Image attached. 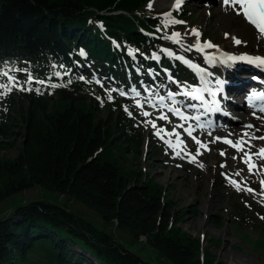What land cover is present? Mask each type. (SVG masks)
Here are the masks:
<instances>
[{
    "label": "trees",
    "instance_id": "trees-1",
    "mask_svg": "<svg viewBox=\"0 0 264 264\" xmlns=\"http://www.w3.org/2000/svg\"><path fill=\"white\" fill-rule=\"evenodd\" d=\"M149 2L0 0V71L20 84L5 94L0 138L12 133L14 97L26 112L15 133L17 154L0 157V203L39 186L82 204L122 234L144 238L173 264H223L179 226L183 212L174 210L164 186L132 167L146 130L125 98L109 99L113 87L137 85L136 69L167 68L194 80L162 51V36L190 12L165 16L142 8ZM29 74L34 80L25 83ZM0 264L153 263L66 207L34 200L0 217Z\"/></svg>",
    "mask_w": 264,
    "mask_h": 264
},
{
    "label": "rangeland",
    "instance_id": "rangeland-1",
    "mask_svg": "<svg viewBox=\"0 0 264 264\" xmlns=\"http://www.w3.org/2000/svg\"><path fill=\"white\" fill-rule=\"evenodd\" d=\"M160 1L151 0V8L148 7L150 2L142 8L161 15L172 9L180 8L190 12L188 17L178 20L183 21V23H172L170 34L162 36L163 49H168L173 55L180 52L188 55L203 68L205 64L202 58L206 50L209 52V50L214 51L223 48L222 51L224 52L226 49H233V54L236 55L239 52L249 56H255L256 53L264 55L262 46L264 37L259 36L258 30L247 22L242 15H237L230 6L227 7L228 11H225L217 7V0H183L178 8H174L175 0H163V4L159 6ZM221 3L224 5L223 2ZM192 29L198 30V38L191 34ZM234 29L244 32L246 36L235 32ZM173 32L180 33L179 42L169 39ZM226 33L228 34L227 37ZM239 34L242 38L240 43H236V40L239 39L233 38L234 35L238 36ZM196 39L201 42L202 51L189 47L197 42ZM205 41L211 42L217 47L204 48L203 42ZM163 52L168 59H175L168 52ZM182 67L187 70L186 67ZM86 68L90 70L89 66ZM215 69L219 72L220 65H217ZM210 70L209 68V72ZM187 71L189 72V70ZM135 73L137 85L134 84L128 88L117 85L113 87L114 91L110 93L112 98L123 97L126 99L131 112L137 117L140 116L142 128L146 130L143 151L137 159L132 160V167L140 171L141 174L155 178L164 186L165 195L172 200L174 210L178 211L179 214L183 212V219L179 226L188 235L199 238L201 246L210 252L215 259L223 262V264H264V188L261 186V181H264V158L256 154L262 146L260 144L255 146L243 137L246 141L243 151H237L229 144L216 140V137H221L220 133L216 132L213 136H208L210 131H218L217 128L204 127L199 129L196 127L192 136L207 145V149L200 148V154L196 155L195 161H192L186 153L195 155L198 145L184 129L188 127L189 122L193 124V121L173 119L169 109L176 105L195 104V101L184 95H176L173 99L168 97L169 92H181L182 86H188L186 89L191 90L192 80L181 78L177 80L172 77L173 75L167 68L157 70L154 67H148L141 70L136 69ZM94 76L96 75L94 74ZM193 78L195 79L194 76ZM2 83L7 82L5 79H0V84ZM138 86L140 88L144 86L145 94L138 90ZM19 87H15L14 92L18 91ZM132 89H135V92ZM120 90H123L126 95L121 96ZM0 93L6 94L7 92L5 89H0ZM5 94H0V112H2L1 107L6 100ZM221 95L223 96V94L219 96L222 97ZM237 96H239L237 93L232 95V100L236 104H241L243 100ZM160 97H163V102H161ZM137 101L142 107L137 106ZM12 103L13 101L9 106L8 113L12 133L9 138H0L6 145L0 147V157L7 159H11L17 154L19 141L15 139L17 137L15 133L22 132L23 118L26 113L25 105L23 108H18L20 103L18 97H14V104ZM219 106L226 109L230 117L240 120L245 129H248L246 125L253 124L254 114L249 115L248 119L246 117L242 119L243 113L238 109L239 107L225 104ZM240 108L243 109L242 105ZM145 111L150 115H142V112ZM161 113L167 116L166 120L159 119ZM150 121L155 122L157 128H164L166 132H171L173 127L181 125V122L187 123L183 127H176V132L179 134L180 140L183 141V145L176 148L169 147L164 141L170 140L173 145H176L177 137L165 135L164 139H161L155 134L156 129L152 127ZM240 132L242 135L247 133L244 129H241ZM250 135L257 137L254 134ZM241 136H232L230 140L235 142ZM225 137L227 135L222 138ZM176 151H180V155H176ZM222 151L225 155H221ZM244 152L251 155L250 163L254 164L251 172H249L248 164L241 159ZM128 157L131 159L130 156ZM237 172L239 175H235ZM226 176L235 179L242 190L238 191L235 186L229 183ZM244 189H251L252 191ZM34 200H45L66 207L70 212L88 221L93 227L105 229L111 233L116 242L139 255L145 261L153 264H173L147 246L144 238L122 234L115 228L114 224L108 225L101 216L82 204L57 192L45 191L39 186L19 192L2 201L0 203V217L4 216L15 205Z\"/></svg>",
    "mask_w": 264,
    "mask_h": 264
},
{
    "label": "bare ground",
    "instance_id": "bare-ground-1",
    "mask_svg": "<svg viewBox=\"0 0 264 264\" xmlns=\"http://www.w3.org/2000/svg\"><path fill=\"white\" fill-rule=\"evenodd\" d=\"M163 0L159 2V6H161ZM221 2L223 0H217V7H219L222 10H227V5H223ZM255 27V26H254ZM235 32L241 33L246 36L244 32H241L239 30L234 29ZM233 32V33H235ZM259 36H262L260 32L258 31ZM235 39H239L241 41L240 34L234 35ZM197 41V39H196ZM214 45V44H213ZM264 48V43L262 44ZM223 48H218L216 50H206L203 54V63L205 64V67L203 68V71L200 75L197 76L198 83L196 85H191L190 87L194 86L198 89V95H201L204 97V102L202 103L199 100H195L198 103H202L203 106L200 108V113L203 118V123L205 124V127L208 128H217L218 131H210L208 136H213L214 133L218 132L220 133L221 137H224V135H227V139H230V137H240L241 129H244L247 131L248 135H244V139L251 141L255 146L256 144H260L262 148H264V139H259V137H264V114L260 112L262 108L261 104H255L258 107V111H254L253 113L249 110V105L251 102L245 101L241 104H236L232 100V95H236V93L244 94L249 93L252 89L255 90H262L264 91V83L259 81L261 72L259 71L258 67H252L248 65L244 60L239 59H215L213 57V53H219L223 54L222 51ZM233 49L225 50L226 55H232ZM246 53H240V56H245ZM259 53L254 54L255 56ZM205 57H208V60L206 61ZM217 65H220V71L218 72L215 67ZM264 68V66H261ZM209 68L211 69L209 72ZM253 77H256V79H253ZM217 81L220 83L218 84ZM206 89H212V91L215 92V97L209 94ZM220 94H227L226 98L220 97ZM238 94V95H239ZM242 100L240 96H237ZM244 97V96H243ZM215 99L219 102V105H232L239 107L240 111L243 113L242 119H248L249 115L257 114L256 118L253 120V124L251 128L245 129L244 125L240 123L241 121L230 117V116H222L218 113V111H208V108L211 107V101ZM236 102V99H235ZM242 105V108L240 106ZM237 114H239L236 111ZM241 115V114H240ZM222 128H221V127ZM247 126V125H246ZM254 134L257 137L253 140V138H250L251 135ZM232 135V136H230Z\"/></svg>",
    "mask_w": 264,
    "mask_h": 264
},
{
    "label": "snow or ice",
    "instance_id": "snow-or-ice-1",
    "mask_svg": "<svg viewBox=\"0 0 264 264\" xmlns=\"http://www.w3.org/2000/svg\"><path fill=\"white\" fill-rule=\"evenodd\" d=\"M182 2H183V0H175L173 7L178 8ZM223 3H224V5L230 6L235 11V13L237 15H242L246 19L247 22H249L250 24L255 26V28L260 32V34L262 36H264V0H223ZM148 7L149 8L152 7L151 0H150ZM164 15L169 16L170 13H165ZM175 23H183V21H175ZM191 34L196 36L197 38L199 37V32L196 29H192ZM225 35H226V37L228 36L227 33ZM179 37H180V33L173 32L171 37H169V39H174L175 42H179ZM233 39H235V38H233ZM236 43H240V41L236 40ZM189 47L195 48L197 51L203 50V48L201 47V42L199 41V39H197V42L195 44H192ZM203 47L204 48H215L217 46L213 45L211 42L205 41V42H203ZM162 51L168 52L169 55H173V53H171L168 49H163ZM153 58H158V57L154 56ZM176 58L179 60H183L186 64H189L192 67H197L196 65L192 64L191 61L185 60V58L183 56H177ZM205 59L207 61L208 57H205ZM230 59H236V57H230ZM247 59H249L250 62L251 61H258L259 63L264 64V57H249ZM0 75L7 77V83L0 84V89H5L6 92H10V91H12V89L14 87L20 86L19 81H17L15 77L10 76L7 71H0ZM57 75H59V73H57ZM81 79H84V78L81 77ZM33 80H34V78L31 76V74H29L28 80L25 83H31V82H33ZM35 82L38 84H44L45 83V81H43V80H36ZM96 83H100V81L97 80ZM217 83L219 84L220 82L217 81ZM57 86H59V85H55V84L51 85V87H57ZM186 88H188V86H182V91L179 93L169 92L168 93L169 99H173L174 96H176V95H184V96L190 97L193 100H199L201 102H204V97L197 94L198 93L197 88L192 86L191 90H184ZM37 91H39V89H37ZM112 91H114V89ZM132 91L135 92V89H132ZM206 91H208L210 95L215 97V92L212 91V89H206ZM0 94H5V93H0ZM120 95L125 96L126 93L123 90H120ZM137 95H138V93H137ZM257 95H264V93H255V92L252 93V96H257ZM109 99H112L111 95H109ZM160 100H161V102H163V97H160ZM218 104H219V102L217 100L213 99L211 101V107L208 108V111H219ZM137 106L142 107V105L140 104L139 101H137ZM186 107L190 108V109H195L197 107V105L194 103H189L186 105ZM125 111H128L127 107H125ZM170 111L173 114L179 116L181 118V120L189 119V117L184 115V113L178 108H170ZM261 111H264V109H261ZM129 115H131V112H129ZM142 115L148 116L150 114L145 111V112H142ZM159 119L166 120L167 116H165L163 113H161V115L159 116ZM192 119L199 120V116L192 117ZM149 123H151L152 127L156 129L155 134L158 137H160L161 139H164L165 135L169 136V137L175 135L177 137V144L176 145H173L170 140L164 141L166 144L169 145V147L176 148L180 145H183V141L180 140L179 134L176 132V127H183V124L174 126L171 132H166V130L162 127L157 128L155 122L150 121ZM246 127L251 128L253 126L247 125ZM184 131L188 134V136L192 137V139L198 145L195 155H193L191 153H186L192 161H195L196 155L200 154V148L207 149V145L203 144L199 139L192 136L193 128L191 125H189L187 128H185ZM243 135H248V133H244ZM243 135L241 136L240 139L236 140L235 142L227 139L226 137L225 138L216 137V140H223L224 143L229 144L231 147L235 148L237 151H243V146L246 143V141L243 139ZM250 138H255V137H250ZM259 139H264V137H259ZM256 154L261 156V158H264V148L259 149L258 153H256ZM176 155H180V151H176ZM221 155H225V153L222 151ZM241 159H243L244 162L246 164H248L249 172H251L253 167H254V164L250 163L251 155L248 152H244V155L241 157ZM200 166L202 167V165H200ZM221 167H224V165H221ZM235 175H239V172H237ZM226 178L229 180L230 184H232L233 186H235L237 188L238 191L242 190L239 186V183L236 180H233L227 176H226ZM261 186H262V188H264V181H261ZM244 190L252 191L251 189H244Z\"/></svg>",
    "mask_w": 264,
    "mask_h": 264
}]
</instances>
